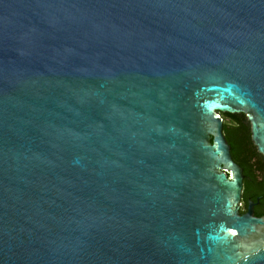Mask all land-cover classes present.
I'll return each instance as SVG.
<instances>
[{"label": "water", "instance_id": "1", "mask_svg": "<svg viewBox=\"0 0 264 264\" xmlns=\"http://www.w3.org/2000/svg\"><path fill=\"white\" fill-rule=\"evenodd\" d=\"M219 113L264 158V0H0V264H264Z\"/></svg>", "mask_w": 264, "mask_h": 264}, {"label": "trees", "instance_id": "2", "mask_svg": "<svg viewBox=\"0 0 264 264\" xmlns=\"http://www.w3.org/2000/svg\"><path fill=\"white\" fill-rule=\"evenodd\" d=\"M224 115L229 119V124L223 122V135L231 147L232 160L247 172L250 158L259 155L251 140L248 119L244 114L225 113Z\"/></svg>", "mask_w": 264, "mask_h": 264}, {"label": "flooded vegetation", "instance_id": "3", "mask_svg": "<svg viewBox=\"0 0 264 264\" xmlns=\"http://www.w3.org/2000/svg\"><path fill=\"white\" fill-rule=\"evenodd\" d=\"M259 155L250 158L247 172L241 167L243 188L239 212L244 215L251 208L254 217L262 218L264 217V158Z\"/></svg>", "mask_w": 264, "mask_h": 264}, {"label": "rangeland", "instance_id": "4", "mask_svg": "<svg viewBox=\"0 0 264 264\" xmlns=\"http://www.w3.org/2000/svg\"><path fill=\"white\" fill-rule=\"evenodd\" d=\"M224 114L225 113H219L220 117L223 119V122L229 124V119Z\"/></svg>", "mask_w": 264, "mask_h": 264}]
</instances>
